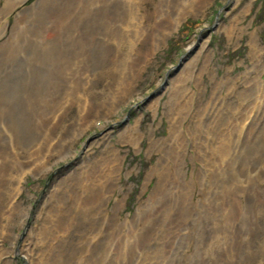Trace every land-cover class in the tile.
Masks as SVG:
<instances>
[{
	"label": "rangeland",
	"instance_id": "obj_1",
	"mask_svg": "<svg viewBox=\"0 0 264 264\" xmlns=\"http://www.w3.org/2000/svg\"><path fill=\"white\" fill-rule=\"evenodd\" d=\"M262 90L264 0H0V264H264Z\"/></svg>",
	"mask_w": 264,
	"mask_h": 264
},
{
	"label": "bare ground",
	"instance_id": "obj_2",
	"mask_svg": "<svg viewBox=\"0 0 264 264\" xmlns=\"http://www.w3.org/2000/svg\"><path fill=\"white\" fill-rule=\"evenodd\" d=\"M255 38H257V37L255 35H253L254 41H256ZM263 97H264V90L260 91L256 96L250 98L248 100L249 101L248 102L249 103V106H242L239 109L241 111V113L239 115H237L238 113L236 114V116L234 117V119L231 120L232 122H231L230 126L229 127L228 126L226 127L227 130L220 135V137H221V143L219 144L220 145V147H219L220 148L219 149V153H220L221 156L224 155V154H227L228 155L229 152H231L232 148L237 146L236 143H239V141H240V139H241V137L243 135V131L242 130L244 129V125L246 124L244 122L247 119L251 118L252 115H253V117L254 116L255 117H254V119H252L253 120L252 121V125H249L250 126V130L253 131V132H255L254 129H257L258 128L256 126H254L253 123H255L257 121V119L259 118V116H262L264 114V105H262V104H264L263 103L264 102V98ZM241 118H244V119H242V121L240 122L239 120ZM29 155L31 157V161L33 162L35 160V153H34V151H32ZM99 193H100V191H99ZM96 194L97 193H95V195ZM26 248H28V247H26ZM0 253H1V251H0Z\"/></svg>",
	"mask_w": 264,
	"mask_h": 264
}]
</instances>
